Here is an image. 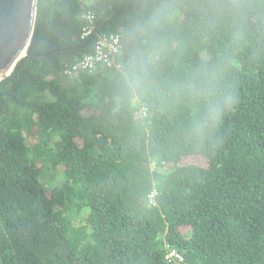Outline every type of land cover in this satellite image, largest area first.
<instances>
[{
	"label": "trees",
	"instance_id": "1",
	"mask_svg": "<svg viewBox=\"0 0 264 264\" xmlns=\"http://www.w3.org/2000/svg\"><path fill=\"white\" fill-rule=\"evenodd\" d=\"M200 3L38 0L28 54L0 81V264H170L171 249L264 264V0L219 22ZM162 6L181 15L137 101L122 70ZM101 34L121 37L118 66L66 75ZM45 168L64 181L49 188Z\"/></svg>",
	"mask_w": 264,
	"mask_h": 264
},
{
	"label": "clouds",
	"instance_id": "2",
	"mask_svg": "<svg viewBox=\"0 0 264 264\" xmlns=\"http://www.w3.org/2000/svg\"><path fill=\"white\" fill-rule=\"evenodd\" d=\"M197 7L206 16L215 17L219 22L228 15L241 16L243 5L239 3V0H201ZM180 15L176 8L158 7L140 33L131 58L122 70L125 85L134 100L144 101L153 92L156 86L154 70L168 53L167 31ZM204 83L200 77L194 76L188 78L187 87L193 93H198ZM167 87L176 91V86L173 84H167ZM230 99L234 100V97Z\"/></svg>",
	"mask_w": 264,
	"mask_h": 264
},
{
	"label": "water",
	"instance_id": "3",
	"mask_svg": "<svg viewBox=\"0 0 264 264\" xmlns=\"http://www.w3.org/2000/svg\"><path fill=\"white\" fill-rule=\"evenodd\" d=\"M37 6L38 0H0V81L28 54Z\"/></svg>",
	"mask_w": 264,
	"mask_h": 264
},
{
	"label": "built area",
	"instance_id": "4",
	"mask_svg": "<svg viewBox=\"0 0 264 264\" xmlns=\"http://www.w3.org/2000/svg\"><path fill=\"white\" fill-rule=\"evenodd\" d=\"M86 25L82 30V38L91 36L95 31L96 16L92 11L84 15ZM122 49L121 37L118 34H101L93 53L84 56L79 61L68 65L65 74L76 75L79 71L93 72L103 67L118 66L115 57ZM170 264H188L185 257L177 250L171 249L167 254Z\"/></svg>",
	"mask_w": 264,
	"mask_h": 264
},
{
	"label": "rangeland",
	"instance_id": "5",
	"mask_svg": "<svg viewBox=\"0 0 264 264\" xmlns=\"http://www.w3.org/2000/svg\"><path fill=\"white\" fill-rule=\"evenodd\" d=\"M198 157L192 156L189 157L187 160L190 161H195L197 160ZM62 181H64V174L60 171H53L49 170L48 168H45L44 170V177H43V182L49 187L51 188V186H54L56 184L61 183Z\"/></svg>",
	"mask_w": 264,
	"mask_h": 264
}]
</instances>
